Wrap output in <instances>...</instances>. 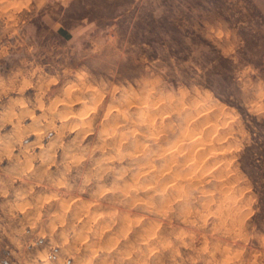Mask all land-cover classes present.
I'll use <instances>...</instances> for the list:
<instances>
[{"label":"rangeland","instance_id":"1","mask_svg":"<svg viewBox=\"0 0 264 264\" xmlns=\"http://www.w3.org/2000/svg\"><path fill=\"white\" fill-rule=\"evenodd\" d=\"M0 264H264V0H0Z\"/></svg>","mask_w":264,"mask_h":264},{"label":"bare ground","instance_id":"2","mask_svg":"<svg viewBox=\"0 0 264 264\" xmlns=\"http://www.w3.org/2000/svg\"><path fill=\"white\" fill-rule=\"evenodd\" d=\"M191 119V118H190ZM210 122V121H209ZM189 135V134H188ZM195 135V134H194ZM158 136H159V134H158ZM202 146V145H201ZM196 149V148H195ZM165 150V149H164ZM182 151V150H181ZM189 151V150H188ZM191 152V151H190ZM140 153V152H139ZM166 153V152H165ZM194 153V152H193ZM202 154V153H201ZM206 155V154H205ZM210 155V154H209ZM193 156V155H192ZM206 158V157H205ZM204 158V159H205ZM186 162H188V161H186ZM216 165V164H215ZM210 166V165H209ZM198 167V166H197ZM149 170V169H148ZM229 173V172H228ZM177 177H178V175H177ZM206 179V178H205ZM171 182V181H170ZM168 183V182H167ZM223 186V185H222ZM229 189V188H228ZM178 196H179V194H178Z\"/></svg>","mask_w":264,"mask_h":264},{"label":"trees","instance_id":"3","mask_svg":"<svg viewBox=\"0 0 264 264\" xmlns=\"http://www.w3.org/2000/svg\"><path fill=\"white\" fill-rule=\"evenodd\" d=\"M61 31V30H60Z\"/></svg>","mask_w":264,"mask_h":264}]
</instances>
